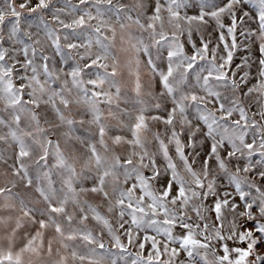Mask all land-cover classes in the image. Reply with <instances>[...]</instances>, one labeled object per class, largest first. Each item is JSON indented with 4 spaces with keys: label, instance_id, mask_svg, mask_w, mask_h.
<instances>
[{
    "label": "snow or ice",
    "instance_id": "snow-or-ice-1",
    "mask_svg": "<svg viewBox=\"0 0 264 264\" xmlns=\"http://www.w3.org/2000/svg\"><path fill=\"white\" fill-rule=\"evenodd\" d=\"M0 264H264V0H0Z\"/></svg>",
    "mask_w": 264,
    "mask_h": 264
}]
</instances>
